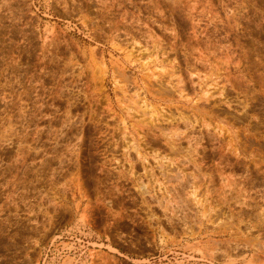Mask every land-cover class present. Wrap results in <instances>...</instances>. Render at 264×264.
<instances>
[{"label":"rangeland","instance_id":"1","mask_svg":"<svg viewBox=\"0 0 264 264\" xmlns=\"http://www.w3.org/2000/svg\"><path fill=\"white\" fill-rule=\"evenodd\" d=\"M0 264H264V0H0Z\"/></svg>","mask_w":264,"mask_h":264}]
</instances>
